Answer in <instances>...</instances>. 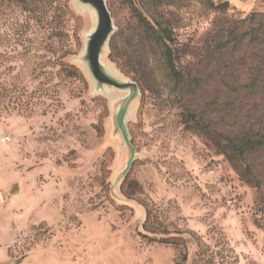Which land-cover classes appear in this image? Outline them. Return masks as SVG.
Instances as JSON below:
<instances>
[{
    "label": "rangeland",
    "instance_id": "obj_1",
    "mask_svg": "<svg viewBox=\"0 0 264 264\" xmlns=\"http://www.w3.org/2000/svg\"><path fill=\"white\" fill-rule=\"evenodd\" d=\"M105 1L101 61L139 88L123 116L128 91L82 59L94 22L75 0L52 59L3 1L2 264H264V148L228 145L264 133V9Z\"/></svg>",
    "mask_w": 264,
    "mask_h": 264
},
{
    "label": "trees",
    "instance_id": "obj_2",
    "mask_svg": "<svg viewBox=\"0 0 264 264\" xmlns=\"http://www.w3.org/2000/svg\"><path fill=\"white\" fill-rule=\"evenodd\" d=\"M3 1L0 0V11L3 6ZM21 15H24L21 24H18L15 29V34L18 38H23L28 31L33 35V40L37 41L42 48L50 53L52 59L55 55L53 43L55 37L62 34V24L67 20L69 14L68 0H7ZM227 6V2L223 3ZM253 17H263L261 14L253 13ZM140 18L141 15H140ZM143 19V18H142ZM61 26V27H58ZM260 27L264 28V22L259 23ZM167 46V45H166ZM53 59V63L60 58ZM169 67L172 76L178 80L174 66L169 59ZM228 145L241 157L249 153H253L264 148V133L257 135L251 132H243L235 134L233 139H229Z\"/></svg>",
    "mask_w": 264,
    "mask_h": 264
},
{
    "label": "water",
    "instance_id": "obj_3",
    "mask_svg": "<svg viewBox=\"0 0 264 264\" xmlns=\"http://www.w3.org/2000/svg\"><path fill=\"white\" fill-rule=\"evenodd\" d=\"M81 8L89 6L94 14V25L85 34L82 59L87 71L98 88L103 86L119 90H127L124 104L121 105L119 113L126 114L127 105L139 93L138 85L131 80L120 79L114 75L101 61L109 41L114 34V25L111 13L105 0H75ZM137 3V0H133Z\"/></svg>",
    "mask_w": 264,
    "mask_h": 264
},
{
    "label": "crops",
    "instance_id": "obj_4",
    "mask_svg": "<svg viewBox=\"0 0 264 264\" xmlns=\"http://www.w3.org/2000/svg\"><path fill=\"white\" fill-rule=\"evenodd\" d=\"M230 2L238 8L243 9H264V0H230ZM8 185H0V264L3 263V259L6 256L5 249V237L3 231V221L5 208L9 211V207L5 203V193L8 190ZM12 211V210H11ZM12 238V237H11Z\"/></svg>",
    "mask_w": 264,
    "mask_h": 264
},
{
    "label": "bare ground",
    "instance_id": "obj_5",
    "mask_svg": "<svg viewBox=\"0 0 264 264\" xmlns=\"http://www.w3.org/2000/svg\"><path fill=\"white\" fill-rule=\"evenodd\" d=\"M81 11L87 15L88 19L90 20V22L94 21V14L92 9L89 6H84L81 8Z\"/></svg>",
    "mask_w": 264,
    "mask_h": 264
}]
</instances>
